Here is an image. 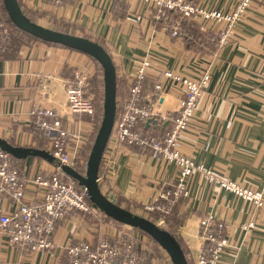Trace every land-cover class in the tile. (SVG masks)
Returning a JSON list of instances; mask_svg holds the SVG:
<instances>
[{"label": "crops", "instance_id": "obj_1", "mask_svg": "<svg viewBox=\"0 0 264 264\" xmlns=\"http://www.w3.org/2000/svg\"><path fill=\"white\" fill-rule=\"evenodd\" d=\"M194 1L208 10L229 12L240 0ZM22 2L31 10L50 12L80 25L91 36H99L127 82L134 64L145 53L162 55L160 59L153 56L159 70L198 75L209 68L210 79L179 146L214 177L264 193V0H250L229 41L210 52L186 49L183 39L165 36L160 31L163 24L159 21H163L153 17L152 0H67L57 5L48 0ZM42 20L46 23L45 17ZM191 20L202 28L216 29L210 22ZM9 49L0 51V137L16 145L51 151L49 140L34 131L30 112L35 104L56 107L65 126L79 130L81 138L88 132L90 135L92 117L67 115L62 87V78L72 74L75 62L85 64L88 56L39 41L22 45L17 51ZM148 80L150 83L151 78ZM177 100V92L170 91L162 99L160 111L174 109ZM83 147L79 144L78 150ZM113 159L112 170L101 184L108 198L114 200L119 195L134 204V209L151 202L160 182L170 183L175 178L173 163L130 146L120 147ZM14 163L29 179L42 170L52 172L55 168L39 157L28 156ZM25 183V199H38L41 187L31 181ZM186 190L187 196L179 206L183 223L178 235L191 264L190 253L198 247V219L209 211L226 221L225 235L230 243L218 264H264V201L260 210L251 213L244 200L231 191L218 189L203 171L189 177ZM15 207L12 199L0 197V214ZM250 218L256 219L259 228L244 234L241 225ZM102 225L90 223L83 214H68L56 225L52 251L20 250L8 241L0 226V264H67L65 247L93 239L103 232ZM232 244L237 248H231Z\"/></svg>", "mask_w": 264, "mask_h": 264}, {"label": "built area", "instance_id": "obj_2", "mask_svg": "<svg viewBox=\"0 0 264 264\" xmlns=\"http://www.w3.org/2000/svg\"><path fill=\"white\" fill-rule=\"evenodd\" d=\"M50 1L56 5L62 2ZM152 1L154 19L168 21L160 31L169 39H182L179 20L168 17V11H178L190 19H199L203 24L210 22L216 26V29L212 27L211 30L216 38L217 48L225 45L235 33L236 23L250 3V0H240L236 8L224 12L205 9L194 0ZM10 44V31L0 17V48L9 47ZM87 59L85 64L75 62L72 74L62 79V87L67 115L85 114L93 119L94 99L87 94L91 58ZM148 77L151 78V89L147 87ZM128 78V96L116 112L102 155L98 182H102L110 174L113 156L118 149L135 145L154 158L173 163L176 168L174 180L170 183L160 182L151 202L134 211L140 215L146 216L137 211H145L146 214L151 211L161 213L169 211L178 199L187 196L186 182L198 171H203L218 189L231 191L244 200L251 213L263 207V190L214 177L209 169L195 163L190 155L179 148L181 135L191 123L194 111L210 79L209 68L203 69L198 75L168 68L159 70L154 65L152 54L145 53L140 55ZM170 91L178 94L176 107L161 112L162 99ZM30 113L34 131L49 140L51 153L59 158L61 163L75 168L74 160L79 153V144H85L89 132L81 138L79 130H73L63 124L62 113L54 106L44 107L35 104ZM139 124L149 129L140 130ZM61 174L60 169L55 167L52 172L42 170L29 179L22 174L13 157L0 148V197L12 199L16 204L11 212L0 214V226L4 228L8 241L18 249L52 251L55 248L53 233L58 221L65 216L75 213L103 215L91 204L84 188L78 189L75 180L71 178L66 180ZM26 181L41 187V196L38 199H25ZM101 190L108 197L103 184ZM241 226L244 234L259 228L255 218L248 219ZM197 229L198 247L194 253H190L193 264H218L221 253L230 246L225 235L226 221L215 212L209 211L198 219ZM116 232L118 235H113L118 237L120 231ZM231 248L237 247L232 244ZM65 253L67 264H142L139 257L124 254L121 248L111 244L103 232L98 233L94 241L79 240L67 245ZM233 253H236V250ZM160 261L161 264L171 262L166 254L158 262Z\"/></svg>", "mask_w": 264, "mask_h": 264}, {"label": "water", "instance_id": "obj_3", "mask_svg": "<svg viewBox=\"0 0 264 264\" xmlns=\"http://www.w3.org/2000/svg\"><path fill=\"white\" fill-rule=\"evenodd\" d=\"M9 21L18 29L42 41L63 45L73 50L86 52L93 56L102 69L103 104L102 115L94 135L83 172L68 164L61 163L51 151L33 146L16 145L10 139L0 137V148L14 158L39 157L60 172L75 180L87 193L91 204L103 215L119 223L138 229L150 236L168 255L172 264H189L176 237L157 223L116 204L101 190L98 172L116 115V71L112 57L105 48L88 37L54 29L30 18L22 11L18 0H1Z\"/></svg>", "mask_w": 264, "mask_h": 264}, {"label": "trees", "instance_id": "obj_4", "mask_svg": "<svg viewBox=\"0 0 264 264\" xmlns=\"http://www.w3.org/2000/svg\"><path fill=\"white\" fill-rule=\"evenodd\" d=\"M48 1H50V0H48ZM63 2H67V0H62L61 4ZM18 3L20 5L22 11L30 18V20L35 21V22H39V20H42L45 17L46 22L48 23L49 27H52L54 29L61 30L64 32H69L72 34H77V35H81L84 37H88V38L100 43L105 48V50L109 52V49L106 46L105 42L103 40H101V38L99 36L94 37V36L89 35L80 25H77L74 22L69 21L68 19H65L63 17H58V16H56L50 12L46 13V12L40 11V10H31L22 2V0H18ZM0 17L5 21L6 26L8 27L10 34H11L10 46L0 48L1 52H6L7 49H9V48H11V49H9L11 51H14V50L17 51V49L20 48L22 45L29 44L32 41H39V42L47 43L49 45H54V46H58V47H62V48H67L69 50H73V49H70V48L65 47L63 45L42 41L38 38L33 37L32 35H29L25 31L20 30L17 27H15L9 21V19L6 15V12L4 10V7L2 5L1 0H0ZM168 17L172 18V19H178L179 20V22H180V33H181V36L183 39L184 47L186 49H190V50L195 51V52H208V51L210 52L211 50H213L215 48L216 38L213 35L212 30L202 28L197 22L192 21L189 17L183 16L178 11H168ZM161 21H163V20H161ZM159 23L164 25V23H168V21H163V22L159 21ZM73 51L83 53L84 55L90 57L96 64V68H97L96 74L88 79V93L90 92L94 97L93 98L94 99V105H95L94 118H95V120H97V127L94 131V135H95L96 130H97L98 125H99V122H100V119H101V115H102V104H103L102 69H101L99 63L97 62V60L93 56H91L90 54H88L86 52L78 51V50H73ZM110 55L112 57L111 53H110ZM112 60H113V63L115 65V71H116V99H117L116 100L117 101L116 112H118L119 109L122 107L124 101L126 100L127 96H128L129 84H128L126 78L124 77V75H121L119 73V67L116 64V62L114 61L113 57H112ZM148 85H151V84L148 83ZM138 129L143 130V131H147L149 128H147L143 124H139ZM94 135L92 134L91 139L88 142V144L86 145V147H83L79 151L78 156L74 160V167L79 172L84 171L86 156L88 155L87 151L89 153V149H90V146L92 144ZM130 147L136 149L137 151H140V152L142 151V150H139V148L135 145H130ZM14 160H18V158H14ZM61 175L66 180L70 179L69 177H67L64 174H61ZM75 183H76V187L78 189L83 188L76 181H75ZM99 186L102 189L101 182H99ZM114 202L116 204L122 206V207H125L131 211H134L135 205L134 204L131 205V203H129L126 199H123V197H121L119 195H118V197H116L114 199ZM123 202H124V204H123ZM180 202H181V199H178L171 206L169 211H167V212L161 213L158 211H153V212L151 211L145 217H147L148 219L152 220L155 223H157V221L160 218H163L165 224L167 225V226H165V229H167L170 233H172L176 237V239L179 241V243H180V245H181V247H182V249L186 255L188 263L191 264L190 258L187 255V252L185 250V246L181 242L180 237L178 235V227L183 223L182 222L183 214H180V212H179ZM85 216L87 217V220L90 223H100V224L105 223L111 227H117L116 230L120 231V235L118 237H116L114 235L109 237V240L114 245H117L118 247L121 248L123 246L124 242L129 241L130 237L121 230V228L124 227V224L119 223L116 220H113V219H111L105 215H101V216L85 215ZM132 229H134L135 231L140 233L142 236H144L147 240H149V242L147 241V245H150L153 248V251H150L148 248H146V249L143 248V249H141V251H139V250L137 251V253L140 256H144L146 262H150L152 257L157 256V254L155 255L153 253L155 249L160 250L163 253V255H165V254L167 255V253L146 233H144L141 230L135 229V228H132ZM131 237H133V236L131 235ZM133 238L135 239V241L136 240L138 242L141 241V239H139V238H136V237H133ZM134 239L132 241H134ZM142 243H144V242L142 241ZM170 264H172V263L170 262Z\"/></svg>", "mask_w": 264, "mask_h": 264}, {"label": "rangeland", "instance_id": "obj_5", "mask_svg": "<svg viewBox=\"0 0 264 264\" xmlns=\"http://www.w3.org/2000/svg\"><path fill=\"white\" fill-rule=\"evenodd\" d=\"M236 8V7H235ZM39 22H42V23H44V24H47L48 25V23L46 22L45 23V21L44 20H39ZM173 39H178V38H173ZM152 56H154L155 58H162V55H152ZM96 70H97V68H96V64H95V62L91 59V67H90V77L89 78H91L93 75H95L96 74ZM67 78V77H66ZM62 79H65V78H62ZM87 94H89V95H91L92 97H93V95L89 92L88 93V84H87ZM94 98V97H93ZM94 114V113H93ZM91 124V128H92V131H91V134L88 136V138L86 139V142H85V144H84V147H86V145L88 144V142L90 141V139H91V136H92V134L94 135V131H95V129H96V127H97V120H95V118H94V116H93V119H92V123H90ZM180 148V147H179ZM181 149V148H180ZM182 150V149H181ZM87 154H88V151H87ZM86 158H87V156H86ZM136 208V207H135ZM137 209H134V211H136ZM137 212H140L141 214H144V215H147L146 214V212L145 211H137ZM153 212V211H152ZM90 215H96V214H90ZM89 215V216H90ZM66 218V216L63 218V219H65ZM161 221V222H160ZM160 222V223H159ZM157 223L160 225V226H167L166 224H165V222H164V220H163V218H160L158 221H157ZM103 233H104V236H105V238L111 243V244H113L110 240H109V237L110 236H113V234H116V235H118V232H116V229H117V227H111V226H109V225H107V224H105V223H103ZM106 226H109V227H107L106 228ZM181 228H182V226L181 227H179V229L181 230ZM95 229H96V227H95ZM121 230L124 232V233H126L129 237H130V239H129V241L128 242H124L123 243V246L121 247V251L124 253V254H132V255H135L136 257H139L140 259H141V261H142V264H152V263H155V264H161V261L160 262H158L162 257H164V255H163V253L160 251V250H158V249H155L154 250V254L156 255L157 254V256H154V257H152V259H151V261L150 262H146L145 261V258H144V256H140L138 253H137V251L139 250V251H141V249H143V248H148L150 251H153V248H152V246H150V245H147V241L149 242V240H147L144 236H142L140 233H138L137 231H135L134 229H132V227H130V228H126L125 226L124 227H122L121 228ZM95 232H98L97 231V229L95 230ZM120 233V232H119ZM97 235L98 234H96L95 236H94V238L92 239L93 241L95 240V238L97 237ZM131 235L133 236V237H136V238H139V239H141V243L140 242H138L137 240V242L135 241V239L133 238V237H131ZM91 239V238H90ZM134 239V241H132ZM142 240H145V242L144 243H142ZM114 245V244H113ZM115 246H117V245H115ZM118 247V246H117ZM120 248V247H119ZM194 253V252H193Z\"/></svg>", "mask_w": 264, "mask_h": 264}]
</instances>
